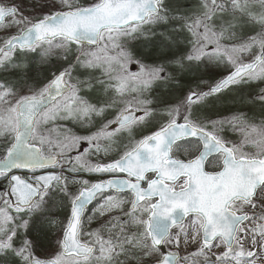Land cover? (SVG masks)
Here are the masks:
<instances>
[{"label":"snow or ice","instance_id":"1","mask_svg":"<svg viewBox=\"0 0 264 264\" xmlns=\"http://www.w3.org/2000/svg\"><path fill=\"white\" fill-rule=\"evenodd\" d=\"M0 264H264V0H0Z\"/></svg>","mask_w":264,"mask_h":264},{"label":"rangeland","instance_id":"2","mask_svg":"<svg viewBox=\"0 0 264 264\" xmlns=\"http://www.w3.org/2000/svg\"><path fill=\"white\" fill-rule=\"evenodd\" d=\"M237 106H238V105H234V104H232V103H231V100H227V101L225 102V104L222 105V106L220 107L219 110H220L221 112H226L229 108H234V107H237ZM227 135H228L230 138H235L234 135H233V133H231V132H228Z\"/></svg>","mask_w":264,"mask_h":264}]
</instances>
